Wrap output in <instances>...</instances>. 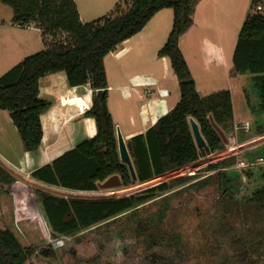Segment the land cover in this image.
I'll return each instance as SVG.
<instances>
[{"label":"trees","instance_id":"trees-1","mask_svg":"<svg viewBox=\"0 0 264 264\" xmlns=\"http://www.w3.org/2000/svg\"><path fill=\"white\" fill-rule=\"evenodd\" d=\"M193 1L123 0L130 5L125 12L119 4L111 17L82 24L74 0H0L10 8L13 26L34 25L43 38H56L59 33L69 37V43L48 46L0 77V111L8 113L25 151L37 152L43 138L41 116L50 104L39 98L42 78L62 72L69 87L89 85L95 92L90 109L84 113L94 120L95 135L33 170L29 174L33 181L68 192L93 193L98 184L118 176L121 186L127 188L134 183L129 169L137 182L145 183L224 150L214 127L234 120L230 92L200 97L178 47L192 25ZM167 9L172 10V28L157 56L169 59L178 82L179 101L143 134L132 136L122 146L108 110L104 58L141 32L155 14ZM231 60L232 73L249 78L256 90L257 107L264 110V16H248ZM258 135H264V126ZM204 142L206 147L202 148ZM259 152L264 159V144ZM234 167V160L228 158L210 165L206 172L213 173L210 179L224 205L221 231L233 247L245 252L243 237L232 236L231 220L239 218L240 205L264 210V173L257 177L253 170L236 172ZM188 180L178 178L121 198H66L40 189L31 191L0 167V264H27L37 251L40 260L50 264L59 257L51 250L60 252L72 238L92 250L104 242L105 264H118L130 257L131 251L136 254L138 235L150 236L146 253L161 249L165 240L153 237L151 231L160 229L175 190L199 187ZM59 238L66 239L63 246L45 250L49 239Z\"/></svg>","mask_w":264,"mask_h":264},{"label":"rangeland","instance_id":"rangeland-1","mask_svg":"<svg viewBox=\"0 0 264 264\" xmlns=\"http://www.w3.org/2000/svg\"><path fill=\"white\" fill-rule=\"evenodd\" d=\"M116 1L76 0V5L81 9V16L89 18L85 23H90L111 17L109 12L113 10ZM254 2L194 0L192 26L178 43L200 97L224 90L230 92L234 120L227 126L217 128L224 143L223 151L145 183L137 182L129 171L134 183L127 188L122 187L121 183L120 186L103 188L101 183L97 185L96 192L73 193L38 184L29 177L31 169L37 168L44 158L54 160L92 138L96 132L94 120L84 115L92 105L95 92L89 85L69 87L65 74L60 72L39 81V98L50 106L41 116L45 139H42L37 152L25 151L8 113L0 111V156L24 173L19 176L1 162L0 167L31 191L40 189L66 198L82 199L127 197L178 178H189L191 183H199V187L183 192L175 190L168 201L160 229L151 231L153 237L165 240L163 248L146 253L150 236L138 235L135 238L136 254L131 251L130 257L118 264H264V210L240 205L239 218L231 220L234 227L232 236L243 237L247 250L242 252L233 247L229 236L221 231L224 205L217 195L214 180L210 179L213 173L206 172L210 165L230 158L234 160L236 172L248 168L257 177L259 173H264V159H261L259 152L264 144V135H258V130L264 126V110L257 107L256 90L249 78L231 73L237 36L242 24L253 13ZM127 5L120 3L122 13ZM11 19L10 8L0 4V77L22 60L45 50L36 30L28 31L25 27L13 26ZM147 25L150 34L148 43L134 46L126 40L121 46L118 45L120 47L115 52L119 61L113 62L111 58L105 61L108 109L113 120L121 121L125 130L138 126L141 117L136 113L151 108L159 119L179 101L178 82L170 68L169 59L157 56L172 28V10H163ZM47 41L48 46H56L64 41L69 43V37L59 33L56 38L48 36ZM150 92L152 95L146 94ZM87 104L89 106L86 108ZM245 124H248V130L242 129ZM115 132L122 146L126 145L118 126ZM49 139L53 143L47 150ZM67 240V246L60 249V252L51 250L56 251L59 257H55L50 264H93L95 258L96 264H105L104 242H99L96 250H92L74 238ZM54 241L49 239L45 250H50ZM39 256L37 251L27 264H46Z\"/></svg>","mask_w":264,"mask_h":264},{"label":"crops","instance_id":"crops-1","mask_svg":"<svg viewBox=\"0 0 264 264\" xmlns=\"http://www.w3.org/2000/svg\"><path fill=\"white\" fill-rule=\"evenodd\" d=\"M75 2V5H76V0L74 1ZM121 2H123V0H117L116 2H115V4H114V8H113V10L111 11L110 10V12H109V14L110 13H112L113 11H114V9H115V7H116V5H119ZM130 5L128 4L127 5V8L129 7ZM76 8H77V11H78V15H79V20H80V22L82 23V24H85V21H89L88 19L89 18H83L82 16H81V9L76 5ZM126 8V9H127ZM126 9H125V11H126ZM124 11V12H125ZM163 11V10H162ZM162 11H160V12H158L157 14H155V16H153V18H155L158 14H160V13H162ZM105 11L103 10V12L102 13H104ZM166 14V13H165ZM107 15V14H106ZM193 11H192V13H191V20L193 19ZM167 17L169 18V15H167ZM152 18V19H153ZM157 18H159V17H157ZM151 19V20H152ZM150 20V21H151ZM149 21V22H150ZM155 21H156V19H155ZM148 22V23H149ZM147 23V24H148ZM192 23H193V21H192ZM192 26V25H191ZM17 27V26H16ZM25 30H28V31H31V30H36L39 34H40V37H41V42H42V44H43V46L45 47V49H47V47H48V41H47V37H42L41 36V31L40 30H38L37 28H35L34 26H28V27H25L24 28ZM148 30V25H146L144 28H143V30L141 31V32H139L138 34H136L135 36H133L132 38H130V39H128L127 40V43L129 44V45H134V46H140V45H142V44H144L145 42H149V40H150V34H149V32L147 31ZM190 30V29H189ZM188 30V31H189ZM187 31V32H188ZM182 38V37H181ZM180 38V39H181ZM126 42V41H125ZM124 43V42H123ZM122 43V44H123ZM121 44V45H122ZM120 45V46H121ZM120 46H117L115 49H114V51H112L111 53H109L105 58H104V67H105V61H106V59L107 58H111V61H113V62H115V61H119L118 60V58H117V56H116V53L115 52H117V49H119V47ZM133 46V47H134ZM132 47V46H131ZM231 73H232V71H231ZM233 74V73H232ZM233 77V76H232ZM146 90H148V91H151V90H149L148 88L146 89ZM147 91V92H148ZM147 95H152V92H150V93H146ZM136 95V94H135ZM89 106V104H87V106H85L86 108ZM85 108V109H86ZM84 109V108H83ZM84 109V110H85ZM84 110H81V112L82 111H84ZM109 110V109H108ZM153 111L151 110V108H147L146 110H144L142 113H136V115L137 116H139L140 115V117H141V119H139L138 120V126H136V128H132V129H129V130H125V128H124V126H123V123L121 122V121H114V124H115V128L118 126L119 127V129H120V131H121V133H122V135H123V137H124V142L126 143V141L129 139V138H131L132 136H135V135H138V134H143L152 124H154L158 119H157V116L156 115H154L153 113H152ZM111 114V113H110ZM111 116H112V119H113V115L111 114ZM145 118V119H144ZM43 140L45 139V137H44V133H43V138H42ZM51 143H53V141H52V139H49V141L47 142V150H49L50 148H51ZM41 145H42V143H41ZM123 145V144H122ZM41 147V146H40ZM52 160H48V159H45L44 158V160L43 161H41L40 162V164L38 165V167H41V166H43V165H45V164H49L50 162H51ZM0 162H4L9 168H11L13 171H15L16 173H18L19 172V174L21 175V174H23L24 172H22L20 169H18V168H16L15 166H13L10 162H8L6 159H4L3 157H1L0 156ZM3 166V165H2ZM7 166H6V168H7ZM4 167V166H3ZM37 167V168H38ZM37 168H35V169H37ZM35 169H31V172L33 171V170H35ZM30 172V173H31ZM28 175V174H27ZM26 178V177H25Z\"/></svg>","mask_w":264,"mask_h":264},{"label":"built area","instance_id":"built-area-1","mask_svg":"<svg viewBox=\"0 0 264 264\" xmlns=\"http://www.w3.org/2000/svg\"><path fill=\"white\" fill-rule=\"evenodd\" d=\"M252 12L256 15H261L264 16V3H261V0H257L256 3L252 6ZM248 124H245L243 126L242 129L248 130ZM2 163V162H1ZM5 166H7L5 163H2ZM8 167V166H7ZM9 168V167H8ZM10 170H12L11 168H9ZM13 171V170H12ZM14 172V171H13ZM16 173V172H15ZM19 175V173H16ZM21 176V175H19ZM53 249H57L60 248L61 246H63V241L61 239L55 240L52 244H51Z\"/></svg>","mask_w":264,"mask_h":264},{"label":"water","instance_id":"water-1","mask_svg":"<svg viewBox=\"0 0 264 264\" xmlns=\"http://www.w3.org/2000/svg\"><path fill=\"white\" fill-rule=\"evenodd\" d=\"M190 120V119H189ZM189 125H190V121H189ZM214 127V126H213ZM215 128V130L218 132V130H217V127H214ZM191 129V128H190ZM219 134V133H218ZM220 136V135H219ZM222 139V138H221ZM194 142H196V141H194ZM206 147V145H205V142H204V147H202V148H205ZM198 148V147H197ZM201 148V147H200ZM126 149H127V147H126ZM124 164V163H123ZM128 169H129V167H128ZM129 171H130V169H129ZM131 172V171H130ZM133 174H134V177H135V173L133 172ZM116 186H120V180H119V178H118V176H112V177H110V178H108L106 181H104L103 182V184H102V187L103 188H111V187H116Z\"/></svg>","mask_w":264,"mask_h":264}]
</instances>
